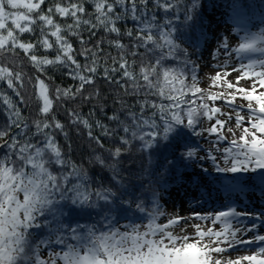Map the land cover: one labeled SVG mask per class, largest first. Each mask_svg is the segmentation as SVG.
Listing matches in <instances>:
<instances>
[{
	"label": "snow or ice",
	"instance_id": "snow-or-ice-1",
	"mask_svg": "<svg viewBox=\"0 0 264 264\" xmlns=\"http://www.w3.org/2000/svg\"><path fill=\"white\" fill-rule=\"evenodd\" d=\"M65 2L67 6H63ZM45 3L0 0V61L5 54L13 57L0 62V83L18 98L14 100L0 89V113L5 118L0 121V264H264V234H260L264 214L227 206V210L193 212L189 217L169 215L158 191L143 184L140 187L150 197L147 206L139 196L135 200L118 197V192L120 196L128 194L124 172L129 169L122 167L120 158L133 143L138 142L143 152L158 151L161 142L169 141L181 126L196 137L213 138L203 156H198V147L185 146L178 157L181 162L185 158L210 159L218 173L264 171V91L257 92V86L264 88V27L256 32L244 29L234 47L228 36L220 38L214 66L223 71L211 81L213 87L223 90L212 92L199 86V63L183 46L189 29L195 31L198 23L203 29V0H52L51 6L43 9ZM56 15L70 18L71 23L62 25ZM99 32L104 35L93 44ZM24 34L35 39L25 41ZM113 34L115 38L108 39ZM124 37L129 44L123 42ZM71 38L79 41V51ZM105 44L119 55L105 53ZM192 47H198V42ZM38 48L53 50L55 55L38 56ZM17 50L39 73H45L46 66H59L77 81L74 90L56 87V99L91 102L99 94L84 95L85 88L95 84L98 76L110 85H119L125 96L137 97L135 105L123 98L114 101L124 115L121 119V112L114 109L107 116L115 127L100 120L90 122L97 105L88 117L67 109L69 123L77 133L82 125L89 141L103 150L93 148L87 159L95 174L83 161L73 159L68 132L53 112L48 84L39 76L35 77L38 111L23 114L21 106L30 109L21 94L25 74L7 66L16 63ZM128 54L139 57L138 73L133 70L136 60L129 62ZM234 55L239 59L234 61ZM232 73H237L235 83L227 79ZM241 81H249L251 87L241 86ZM238 98L246 104H237ZM217 101L233 112H223ZM137 107L138 111L134 110ZM245 109L247 121L241 114ZM233 118L235 127L226 128ZM94 126L116 146L105 149L101 136L94 135ZM58 135L64 137L67 150ZM170 165L175 167V161ZM104 172L109 174L107 180L101 178ZM148 182L155 183L151 176ZM194 182L200 187L199 181ZM133 203L145 214L147 223L118 214L127 211L122 205ZM190 219L210 221L213 226L219 222L223 227L205 230L194 224L191 234L186 227L180 233L174 231L181 221L187 224ZM234 221L239 226H234ZM241 246L257 250L234 260L224 258V253Z\"/></svg>",
	"mask_w": 264,
	"mask_h": 264
},
{
	"label": "trees",
	"instance_id": "trees-1",
	"mask_svg": "<svg viewBox=\"0 0 264 264\" xmlns=\"http://www.w3.org/2000/svg\"><path fill=\"white\" fill-rule=\"evenodd\" d=\"M75 2V0H72ZM52 0H46V3L42 5L43 9L51 6ZM67 6V2L63 4ZM87 11L91 12V4L86 5ZM264 0H203V29L200 28L199 23L195 31L188 30V42L183 46L189 49V53L192 54L191 58L196 60L199 63V86H202L203 77H202V64L205 59L209 57V51L213 48L211 47L214 43L217 42V36L215 34L216 25H213L212 22H223L225 27H234L235 24H231L237 20L235 16H239V19H252L255 24H263L264 27ZM55 19L62 25L67 22L71 23L70 18H61L58 15L55 16ZM11 26V24L9 25ZM131 27V24L128 25ZM121 30L123 31L124 26L121 25ZM261 28V27H260ZM36 35H39L37 31ZM84 38H88V33L83 32ZM103 32L97 33V36L93 38L92 43H95L96 39H99L103 36ZM114 34L109 36L108 39H114ZM22 39L25 41L34 40L35 37L30 34H24ZM54 37H50V40H54ZM73 47L79 51L81 47L79 41L75 38H71ZM125 44H129L130 41L127 37L123 38ZM198 42V47L195 49L192 45H195ZM105 53H110L112 56H118V50L115 48L109 47L108 45H103ZM210 51V53H212ZM35 54L38 56L47 55L49 58H53L55 52L53 50H46L43 48H38L35 51ZM129 62L136 60V65L133 66V70L138 73L139 69V57H133L130 54L126 57ZM13 57L9 54H5L4 60L0 62H7L12 60ZM16 63H8L7 66L12 67L14 71H21L24 73V87L21 90V94L25 96L26 101L28 102L30 109L22 107V112L24 115H28L31 110L32 115H35V112L38 111L39 102L36 99L37 85L35 77L39 76L40 79H44L45 83L49 86V95L53 97L54 106L53 112L56 114V118L65 125V131L68 132V139L72 145V157L78 163L84 162L85 167H88L90 172L95 174V167L89 166L87 164V159L93 155L92 149L95 148L97 152H102L103 150L99 149L94 143H91L86 135V129L83 126H80L79 134L75 127L69 123V117L67 115V109H76L80 111L85 117H88L90 110L93 108V105H97L94 116L90 118V122L95 120H100L101 122L109 125V127H115V122H111L107 119L108 115H112L113 110L115 109L118 112H121V119H124L120 104L114 103L118 99L123 98L127 104L135 105L137 97L134 96H125L122 89L119 88V85H110L108 84L101 76H98L95 84L86 85L84 95L98 93V97L93 99L91 102L84 103L81 102L79 98L76 100H71L69 98L61 97L56 99L54 95V90L56 87L60 88H69L72 87L73 90L77 85V81L69 78L63 72L59 66H46L45 73H39L28 61L27 57L21 50H17V55L14 57ZM81 63H83V58L78 57ZM108 65L111 66V60L108 61ZM118 66V65H117ZM102 71V70H101ZM119 75V74H117ZM29 77H32L29 80ZM47 77V78H46ZM202 88V87H201ZM0 89H3L7 92L8 95L12 96L14 100L18 98L15 97L14 93L6 88V84L0 83ZM238 104V102H236ZM216 106L220 107L223 112L227 113L228 110H225L220 106V101L216 102ZM103 109V111H102ZM134 110L138 111V107ZM50 118V117H49ZM224 117H221L223 119ZM5 118L2 113H0V121H3ZM214 122V121H213ZM210 126V125H209ZM94 135L101 136L102 143L104 148H114L116 145L109 140L107 137L102 136V130L95 128L94 126ZM213 139L212 137L200 138L191 134V131L184 129L183 126L178 130L176 134L170 138L169 141L161 142L158 151L154 152H143L139 148V143L134 142L132 147L129 149L128 153L123 155L121 160V165L123 168L129 169V171L124 172L125 184L128 186V194L125 196H120L118 192L119 199H132L135 200L136 197H140L145 201L146 206L150 201V197L147 193H144V190L140 187L142 184L145 188H154L158 191L159 196L162 197L160 203L164 201L166 203H172L174 199V192L178 191L180 187L186 185H193L194 177H199L202 173L200 170L202 168L201 164L205 163L204 160L200 159H187L181 162L178 157L180 153L185 151V146L198 147L199 152L198 156L205 155L204 149L208 145V140ZM59 143L67 150V143L63 136H57ZM175 161V167L170 165V162ZM206 163L208 161L206 160ZM155 173L154 176L151 174ZM108 173L104 172L101 176L102 179L107 180ZM151 176L152 180L155 182L149 184V177ZM142 193H144L142 195ZM123 209H126V212L118 213L119 215H130L133 220L137 223H147L144 213H140L135 209L134 203L129 206L127 204L121 206ZM95 214V210H93ZM121 222H125L121 220Z\"/></svg>",
	"mask_w": 264,
	"mask_h": 264
},
{
	"label": "rangeland",
	"instance_id": "rangeland-1",
	"mask_svg": "<svg viewBox=\"0 0 264 264\" xmlns=\"http://www.w3.org/2000/svg\"><path fill=\"white\" fill-rule=\"evenodd\" d=\"M264 11V10H263ZM237 20L231 24H235L234 27H225V23L223 22H212L213 25H216L215 34L217 36V42L214 43L211 47L213 48L212 53H209V57L205 59L202 64V89L211 90L212 92H219L223 89L219 87H213L211 77L215 76L217 72H222L221 68L215 67L217 60L214 58L215 49L219 46L220 38L224 36L229 37V43L233 47L239 42L240 37L244 35V29H247L252 32H256L263 26L260 27L255 24L252 19H239V16H235ZM11 22H9V25ZM239 29V31H237ZM258 55V54H256ZM221 61L224 59L223 56L219 58ZM239 59L234 55V61ZM233 61V62H234ZM237 73H232L227 77L228 80H231L235 83ZM241 86L245 88H250L251 83L249 81H241ZM264 91V88H260L257 86V92ZM238 104H246V101L238 98ZM220 106L223 108L226 106L222 101H220ZM255 106V105H254ZM229 107L226 106L225 110H228ZM233 112V109H229L227 113ZM245 115L246 121L248 117V111L245 109L242 113ZM233 113V117H234ZM224 117L223 119H225ZM227 127H235V119L233 118L227 125ZM239 135V132H237ZM231 138L229 134V139ZM226 143V142H225ZM210 145H206L205 148H208ZM215 154V153H213ZM204 160L205 163H202V168L200 169L202 173L199 177H194L193 185H186L184 187H180L178 191L174 192V199L172 203H166L164 201L162 205L164 206V210L169 215H179L182 217H189L193 212H196L197 207H201L203 209L212 208L215 212L223 211L222 209L227 210V206L235 207L239 212H248L253 214H264V203L259 200L260 196L264 197V180L261 179L264 176V171H257L255 173H218L215 171V167L212 161L209 159ZM235 178V179H234ZM194 181H199L200 187L196 186ZM255 194H259V196H255ZM256 198V199H255ZM165 218L161 217L160 222H164ZM251 222V221H249ZM256 223H260V220H257ZM200 224L201 227L205 230L207 228L213 227L215 230H218L223 227L219 222L216 223L215 226L211 224L210 221H200L196 219L188 220L187 224L184 221L174 229L176 233H180V229L182 227H186L187 233H193L194 229L192 225ZM261 230V229H260ZM264 234V233H262ZM239 249L244 250L240 255H251L257 249L256 247H251L250 249H245L244 247H240ZM255 251H249V250ZM248 250V251H245ZM239 253L234 255V253L229 250L224 253L223 256L225 259L231 258L236 259L240 257ZM242 264H247V262H242Z\"/></svg>",
	"mask_w": 264,
	"mask_h": 264
},
{
	"label": "bare ground",
	"instance_id": "bare-ground-1",
	"mask_svg": "<svg viewBox=\"0 0 264 264\" xmlns=\"http://www.w3.org/2000/svg\"><path fill=\"white\" fill-rule=\"evenodd\" d=\"M255 196H259V194H255ZM261 198H259V200L260 201H262L263 203H264V197H262V196H260ZM256 199V198H255ZM198 209H196V212H199V213H202V214H207V213H214L215 211L214 210H212V208H208V209H203V208H201V207H197ZM245 213H248V212H245ZM251 222H249V224H250ZM233 224H234V226H239V225H237L236 224V222L234 221L233 222ZM262 233H264V226H262L261 227V230H260V234H262ZM248 236H251L252 235V233H248L247 234ZM241 247H243V246H241ZM250 249V248H249ZM233 253H234V255H236V254H238L239 253V255L242 253V252H244V250H241V249H238V250H231ZM245 251H248V250H245ZM249 251H255L254 249L253 250H249ZM241 256V255H240Z\"/></svg>",
	"mask_w": 264,
	"mask_h": 264
}]
</instances>
